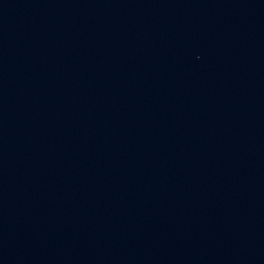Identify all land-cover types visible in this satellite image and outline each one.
Returning <instances> with one entry per match:
<instances>
[{"label": "water", "instance_id": "1", "mask_svg": "<svg viewBox=\"0 0 264 264\" xmlns=\"http://www.w3.org/2000/svg\"><path fill=\"white\" fill-rule=\"evenodd\" d=\"M0 264H264V0H0Z\"/></svg>", "mask_w": 264, "mask_h": 264}]
</instances>
